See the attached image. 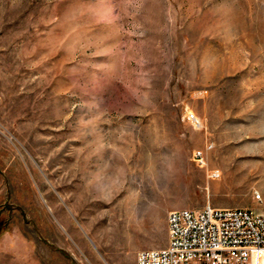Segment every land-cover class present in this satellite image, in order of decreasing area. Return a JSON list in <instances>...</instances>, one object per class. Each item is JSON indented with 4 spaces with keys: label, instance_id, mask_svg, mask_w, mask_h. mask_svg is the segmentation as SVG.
I'll use <instances>...</instances> for the list:
<instances>
[{
    "label": "rangeland",
    "instance_id": "1",
    "mask_svg": "<svg viewBox=\"0 0 264 264\" xmlns=\"http://www.w3.org/2000/svg\"><path fill=\"white\" fill-rule=\"evenodd\" d=\"M208 204L264 215V0H0V264H136Z\"/></svg>",
    "mask_w": 264,
    "mask_h": 264
},
{
    "label": "built area",
    "instance_id": "2",
    "mask_svg": "<svg viewBox=\"0 0 264 264\" xmlns=\"http://www.w3.org/2000/svg\"><path fill=\"white\" fill-rule=\"evenodd\" d=\"M195 119L191 114L190 120ZM169 212L168 245L141 249L136 264H264L261 213L210 204Z\"/></svg>",
    "mask_w": 264,
    "mask_h": 264
},
{
    "label": "bare ground",
    "instance_id": "3",
    "mask_svg": "<svg viewBox=\"0 0 264 264\" xmlns=\"http://www.w3.org/2000/svg\"><path fill=\"white\" fill-rule=\"evenodd\" d=\"M219 172V171H218ZM240 174H234L233 176H231V180H236V179H240ZM148 254V253H147Z\"/></svg>",
    "mask_w": 264,
    "mask_h": 264
},
{
    "label": "trees",
    "instance_id": "4",
    "mask_svg": "<svg viewBox=\"0 0 264 264\" xmlns=\"http://www.w3.org/2000/svg\"><path fill=\"white\" fill-rule=\"evenodd\" d=\"M1 231H2V230L0 229V233H1Z\"/></svg>",
    "mask_w": 264,
    "mask_h": 264
}]
</instances>
